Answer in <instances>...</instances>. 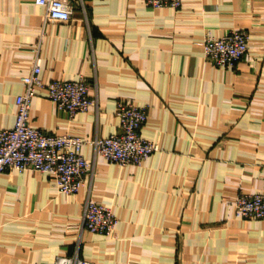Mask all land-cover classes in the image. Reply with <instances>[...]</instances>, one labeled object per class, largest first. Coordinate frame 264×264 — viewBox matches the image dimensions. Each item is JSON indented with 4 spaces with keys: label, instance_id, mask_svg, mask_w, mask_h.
<instances>
[{
    "label": "crops",
    "instance_id": "0c3cea01",
    "mask_svg": "<svg viewBox=\"0 0 264 264\" xmlns=\"http://www.w3.org/2000/svg\"><path fill=\"white\" fill-rule=\"evenodd\" d=\"M71 20L36 0H0V127L15 124L23 76L42 59L44 80L86 78L97 102L71 114L45 90L31 122L87 140L118 130L117 107H147L142 134L158 145L139 164L96 153L85 185L61 192L48 174H0V264H264V218L236 215L240 191L264 189V0H72ZM241 28L249 50L236 67L203 41ZM114 209L112 234L84 227L88 198Z\"/></svg>",
    "mask_w": 264,
    "mask_h": 264
},
{
    "label": "built area",
    "instance_id": "2783aa9c",
    "mask_svg": "<svg viewBox=\"0 0 264 264\" xmlns=\"http://www.w3.org/2000/svg\"><path fill=\"white\" fill-rule=\"evenodd\" d=\"M158 8H180L184 0H145ZM47 8V17L53 20H71L75 11L72 0H36ZM250 34L236 28L221 36H206L203 41L207 58L215 65L234 68L249 50ZM42 59L37 56L30 73L23 76L25 90L16 98L18 111L11 128L0 127V174L8 170L33 169L51 176L57 188L64 193L78 192L93 170V163L85 156L83 146L91 143L96 153L120 164H139L156 151L158 145L146 138L141 129L148 119L144 105L123 100L117 107L120 124L108 136L87 140L72 133L45 131L31 122V108L35 97L43 90L59 108L71 114L89 110L97 102L90 94L86 78H57L46 81L41 76ZM236 215L242 218H264V189L241 191L235 200ZM84 227L95 233L112 234L118 223L113 208L88 198ZM55 264H94L78 254L59 256Z\"/></svg>",
    "mask_w": 264,
    "mask_h": 264
},
{
    "label": "rangeland",
    "instance_id": "374dc122",
    "mask_svg": "<svg viewBox=\"0 0 264 264\" xmlns=\"http://www.w3.org/2000/svg\"><path fill=\"white\" fill-rule=\"evenodd\" d=\"M262 190H263V189H262ZM259 191H261V190H259ZM240 192H241V191H240ZM240 192H239V193H240ZM247 192H255V191H247ZM236 197H237V196H236Z\"/></svg>",
    "mask_w": 264,
    "mask_h": 264
}]
</instances>
